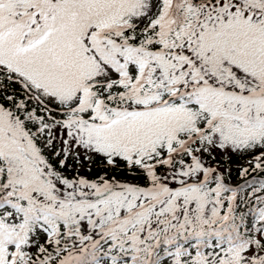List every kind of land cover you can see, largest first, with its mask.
Returning <instances> with one entry per match:
<instances>
[{
    "label": "snow or ice",
    "instance_id": "1",
    "mask_svg": "<svg viewBox=\"0 0 264 264\" xmlns=\"http://www.w3.org/2000/svg\"><path fill=\"white\" fill-rule=\"evenodd\" d=\"M0 264H264V0H0Z\"/></svg>",
    "mask_w": 264,
    "mask_h": 264
}]
</instances>
